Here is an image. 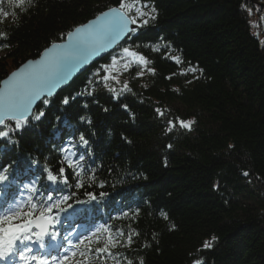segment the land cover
Masks as SVG:
<instances>
[{
	"label": "trees",
	"instance_id": "obj_1",
	"mask_svg": "<svg viewBox=\"0 0 264 264\" xmlns=\"http://www.w3.org/2000/svg\"><path fill=\"white\" fill-rule=\"evenodd\" d=\"M137 4L124 42L0 127V246L18 235L12 263L264 264V6L0 0V82ZM40 214L43 241L24 230Z\"/></svg>",
	"mask_w": 264,
	"mask_h": 264
},
{
	"label": "water",
	"instance_id": "obj_2",
	"mask_svg": "<svg viewBox=\"0 0 264 264\" xmlns=\"http://www.w3.org/2000/svg\"><path fill=\"white\" fill-rule=\"evenodd\" d=\"M264 6L262 0H251ZM136 29L119 7L104 10L49 45L42 53L19 65L0 82V126L8 121L25 122L43 99L56 96L79 74L107 56ZM51 221L42 216L29 223L39 236L49 231Z\"/></svg>",
	"mask_w": 264,
	"mask_h": 264
},
{
	"label": "rangeland",
	"instance_id": "obj_3",
	"mask_svg": "<svg viewBox=\"0 0 264 264\" xmlns=\"http://www.w3.org/2000/svg\"><path fill=\"white\" fill-rule=\"evenodd\" d=\"M122 8L126 14H128L127 11H133V13L136 14L137 17H140L145 13L142 9L143 7H140L138 4L135 6L124 5ZM131 56L132 54L124 52V68L131 63ZM17 237V234L14 235L12 238L7 240L0 246V264L10 263L11 251L15 246V241ZM34 242L35 244L37 243L36 241ZM16 264H43V261L40 259L32 258V255H25L21 256Z\"/></svg>",
	"mask_w": 264,
	"mask_h": 264
}]
</instances>
